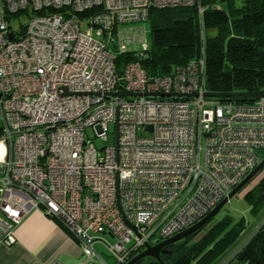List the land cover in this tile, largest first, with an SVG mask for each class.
<instances>
[{"label": "built area", "instance_id": "built-area-1", "mask_svg": "<svg viewBox=\"0 0 264 264\" xmlns=\"http://www.w3.org/2000/svg\"><path fill=\"white\" fill-rule=\"evenodd\" d=\"M172 7L201 20L199 0H0L1 242L40 208L79 241L78 264H125L203 218L262 159L264 97L202 96L203 46L169 75L142 67L145 31L130 24ZM118 86L198 96L107 95ZM96 124L99 147L84 135Z\"/></svg>", "mask_w": 264, "mask_h": 264}, {"label": "trees", "instance_id": "trees-1", "mask_svg": "<svg viewBox=\"0 0 264 264\" xmlns=\"http://www.w3.org/2000/svg\"><path fill=\"white\" fill-rule=\"evenodd\" d=\"M221 1L224 0H199L203 7L201 20L195 7L149 10L146 21L151 44L147 56L140 60L149 76L169 75L175 66L199 57L204 49L207 91L264 90V0H241L239 6L232 3L229 11L218 6ZM209 26L217 30L213 37L204 34L205 27ZM132 58L129 53L118 55L116 71L120 72L122 65ZM214 99L253 100L241 97ZM242 197L249 200L253 209L264 211V177ZM212 220L202 226L206 231L201 235L195 237L197 230L169 244L170 249L160 256L164 264H264V216L243 240L234 242L231 239L243 223L235 222L231 229L227 217ZM224 227L225 230L220 232ZM136 264L160 263L151 257Z\"/></svg>", "mask_w": 264, "mask_h": 264}, {"label": "crops", "instance_id": "crops-1", "mask_svg": "<svg viewBox=\"0 0 264 264\" xmlns=\"http://www.w3.org/2000/svg\"><path fill=\"white\" fill-rule=\"evenodd\" d=\"M15 238L11 245L0 240V264H78L83 258L75 236L40 208L23 216Z\"/></svg>", "mask_w": 264, "mask_h": 264}, {"label": "rangeland", "instance_id": "rangeland-1", "mask_svg": "<svg viewBox=\"0 0 264 264\" xmlns=\"http://www.w3.org/2000/svg\"><path fill=\"white\" fill-rule=\"evenodd\" d=\"M235 4L239 6L241 4V0H231L229 2L228 0H224L222 2L218 3L219 7L224 8L225 10L229 11L230 5ZM27 19V17L24 14H20L18 17H15L12 22L14 23V26H19L20 22H23ZM130 26L132 27H142L145 31V39L147 42V45L151 44L150 40V33H149V23L148 21H141V22H135L131 23ZM217 33L216 28L214 27H205L204 34L207 37H213ZM139 45H133L131 46L132 49H139ZM113 124H109L108 132L113 131ZM103 128L100 124H96L93 127H88L85 132V138L90 139L96 146H100L102 144V141L99 138V135L102 134ZM258 153L260 156H264V149L258 150ZM262 177H264V171H262L241 193L234 195L224 206L223 208L213 217V222L218 221L220 219H223L225 217L229 218L231 221L228 228H230L235 222H241L243 223L242 228H240L232 237V241H239L240 239H244L250 232L253 230V228L258 224L262 216H264V211H260L259 208H252L250 205V202L247 198L242 197L252 186H254ZM233 227H231L232 229ZM225 230V227L222 228V231ZM204 231H206V227L200 228L196 236L201 235ZM109 237V236H108ZM110 238V237H109ZM242 239V240H243ZM112 241V238H110ZM241 240V241H242ZM240 241V242H241ZM231 243V242H230ZM229 243V245H230ZM96 248L100 252H104L103 248L100 245H96ZM151 257H145L144 262L148 261ZM108 260V258H107ZM100 264V263H98Z\"/></svg>", "mask_w": 264, "mask_h": 264}, {"label": "water", "instance_id": "water-1", "mask_svg": "<svg viewBox=\"0 0 264 264\" xmlns=\"http://www.w3.org/2000/svg\"><path fill=\"white\" fill-rule=\"evenodd\" d=\"M10 38L13 37V34L9 35ZM118 89L115 91L107 92V95L110 96H198V93H167V92H129V91H121ZM202 96L208 98H260L264 97V90L259 91H233V92H209L205 91L202 93ZM262 171H264V157L259 161V163L248 172L244 178L235 185L216 205L215 207L209 211L203 218L198 220L193 225L185 228L184 230L170 236L169 238L162 240L154 245L146 244L145 248L134 255L128 262L125 264H136L145 257H152L160 264H164L160 257V253H167V250H162V248L166 245L175 243L193 232L199 230L203 225L209 222L222 208L223 206L236 194L241 193ZM127 221V220H126ZM129 225L130 222L127 221ZM133 229H135L134 225H131ZM171 253V251H168Z\"/></svg>", "mask_w": 264, "mask_h": 264}, {"label": "flooded vegetation", "instance_id": "flooded-vegetation-1", "mask_svg": "<svg viewBox=\"0 0 264 264\" xmlns=\"http://www.w3.org/2000/svg\"><path fill=\"white\" fill-rule=\"evenodd\" d=\"M170 247H171V246L166 245V246H164V247L162 248V250H164V249H165V250H168V249H170ZM142 250H143V249H142ZM142 250H141V251H142ZM165 254H166V253H160V256L165 255ZM142 260H143V259H142Z\"/></svg>", "mask_w": 264, "mask_h": 264}]
</instances>
